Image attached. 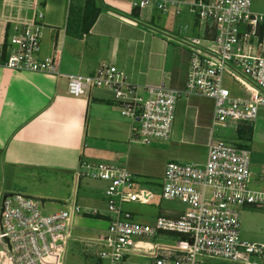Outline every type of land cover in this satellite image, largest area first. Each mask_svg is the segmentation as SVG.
<instances>
[{
    "label": "built area",
    "instance_id": "1",
    "mask_svg": "<svg viewBox=\"0 0 264 264\" xmlns=\"http://www.w3.org/2000/svg\"><path fill=\"white\" fill-rule=\"evenodd\" d=\"M132 7L195 16L200 38L177 41L188 53L183 87L173 89L163 83L142 87L122 69L102 64L90 76H63L66 94L83 98L93 89L110 91L113 105L130 125L132 142L142 145L170 140L180 99L211 100L205 161L167 163L158 189L161 200L179 203L184 210L171 217L156 216L153 225L137 223L134 216L140 214L130 206H150L154 192L139 188L124 166L79 161L77 180L106 184L104 208L86 211L72 200L62 210L44 215V204L28 196L5 198L0 245L8 264H66L73 221L83 215L107 222L98 238L85 240L87 246L101 249L96 258L105 264H203V259L264 264V244L241 237L243 212L264 214V192L249 187L251 151L214 133L251 126L264 108V14L250 11L251 0H132ZM41 19L37 12L32 22L10 28L0 44V74L8 70L62 76L53 59H39ZM223 76L239 86L241 95H232L223 86ZM159 234L180 238L175 244L147 241ZM133 257L144 262H131Z\"/></svg>",
    "mask_w": 264,
    "mask_h": 264
},
{
    "label": "crops",
    "instance_id": "2",
    "mask_svg": "<svg viewBox=\"0 0 264 264\" xmlns=\"http://www.w3.org/2000/svg\"><path fill=\"white\" fill-rule=\"evenodd\" d=\"M37 12L42 13L39 59H53L62 76L8 70L0 74V174L12 171V186L20 179L22 184L44 181L50 191H37L35 198L58 200L61 210L72 200L86 211L102 210L104 198L93 192L96 185L75 177L79 161L124 166L136 180L154 183L170 161H205L211 100L180 99L170 140L142 145L132 142L130 125L113 105L110 91L98 88L87 97L72 98L63 77L90 76L106 64L122 69L139 86L163 83L181 89L188 53L177 39L191 24L181 27L178 19V24H166L167 15L156 12L163 16L156 27L154 10L134 9L132 0H0V44L13 24L30 23ZM261 130L258 140L252 130L248 146L264 143ZM130 209L134 212L136 206ZM86 221L104 222L89 215L76 217L70 244L92 239L79 235L102 234L103 228Z\"/></svg>",
    "mask_w": 264,
    "mask_h": 264
},
{
    "label": "rangeland",
    "instance_id": "3",
    "mask_svg": "<svg viewBox=\"0 0 264 264\" xmlns=\"http://www.w3.org/2000/svg\"><path fill=\"white\" fill-rule=\"evenodd\" d=\"M182 10H186L183 8ZM250 11L255 14H264V0H251V8ZM153 18L154 23L156 27H159L158 24V18H162L163 16L159 13H156L158 11H154ZM171 14V15H170ZM164 16V19L167 18L166 24H168L167 20H171L172 22L180 23L181 27H184L183 24H191L190 30L188 32H182V34L179 36L177 41L181 40H189L192 38H200V33L198 32L197 26H196V18L194 15H187L185 12L183 16L187 17V19L183 18V16H178V18H174V15L172 13L168 12ZM177 17V16H176ZM178 24V23H177ZM159 32V31H158ZM169 33H172L170 31ZM7 70H3L2 73ZM223 86L232 94V95H241V91L239 86L233 82L232 79H230L227 76H223ZM259 117L260 120L256 124H252L253 127L252 130L257 131L255 133V139L258 140V131H264V108H261L259 111ZM258 119V118H257ZM262 119V120H261ZM215 136L220 137V139H223L225 141H230L236 145H244L246 147H249L251 151L250 155V172L255 173V178L250 180V188L252 190L256 191H264V176L259 175V171L261 170V167L264 166V143L254 141V143H250L249 146L247 145V142L242 141L239 135H237V131L230 129V130H222V129H216L215 130ZM262 135V134H261ZM249 143V142H248ZM152 145L156 144L155 142L151 143ZM175 163H182V164H192L194 162H184V161H170ZM169 163V162H168ZM195 164H203L202 163H195ZM78 170V169H77ZM77 172V171H76ZM263 174V173H262ZM264 175V174H263ZM260 178L262 179L260 181ZM83 182L90 181L92 184H95L96 186L93 187V192H97L99 195H103V192L105 191L106 184L98 181L88 180V179H80ZM22 180H17V184L12 186V171L9 172V170L4 174H0V194L2 191H8L12 194H21L25 196H29L32 198H35L34 193H37V191H47L50 189V186H47L44 181H35V182H27L25 181V184H22ZM30 183V184H28ZM162 183V177L152 182L151 180H142L137 179V185H139V188L146 189L153 191L155 194V199L153 203L150 206H138V205H132V207L136 206V213L140 214L141 216H134V221L137 223H143V224H149L153 225L155 222L156 216H162V217H171L173 214H177L178 212H181L184 210V207L176 202H167L163 201L160 198L159 195V187ZM50 191V190H49ZM5 193V192H4ZM3 194V193H2ZM0 195V202H1ZM104 198V195H103ZM44 201V207L42 209V212L44 215L50 214L52 212H56L61 210V205L56 204L55 201L58 200H52L51 198H43ZM134 211V212H135ZM155 211H157V214L155 215ZM166 213H169L167 215ZM89 220V219H87ZM103 223H98L96 221H86V224L93 223L95 227H101L102 233H104L107 229V222L105 220ZM100 233L90 235V236H83L79 235L78 237H91L92 239L98 238ZM241 237L244 240H247L249 242H255L264 244V214L261 211L258 210H251L248 209L243 212L241 216ZM179 235L172 236L170 234H159L154 240H147L151 241V243H167V244H175L177 239H179ZM86 243H83V241L80 243H69L68 246V254L66 258V264H105L104 262H100L96 255L101 251V249L93 247V246H87L84 245ZM131 262L135 263H142L144 262L143 259L140 258H130ZM0 264H8L7 256L3 250V248L0 245ZM203 264H235L224 260L219 259H203Z\"/></svg>",
    "mask_w": 264,
    "mask_h": 264
},
{
    "label": "trees",
    "instance_id": "4",
    "mask_svg": "<svg viewBox=\"0 0 264 264\" xmlns=\"http://www.w3.org/2000/svg\"><path fill=\"white\" fill-rule=\"evenodd\" d=\"M89 3H92V2L89 1ZM236 131H237V135H239L242 141H245L247 143L250 142L251 132H252L251 126H241V127H238ZM239 146L246 147L244 145H239Z\"/></svg>",
    "mask_w": 264,
    "mask_h": 264
},
{
    "label": "water",
    "instance_id": "5",
    "mask_svg": "<svg viewBox=\"0 0 264 264\" xmlns=\"http://www.w3.org/2000/svg\"><path fill=\"white\" fill-rule=\"evenodd\" d=\"M11 195H12V193H9V192H6L2 195L1 202H0V213L2 211V202L5 200V198L10 197ZM30 198H32V197H30ZM32 199L39 202L40 204H44V201H45V200L40 199V198H32ZM4 243L8 245V242L6 239H4ZM8 248H9V246H8Z\"/></svg>",
    "mask_w": 264,
    "mask_h": 264
}]
</instances>
